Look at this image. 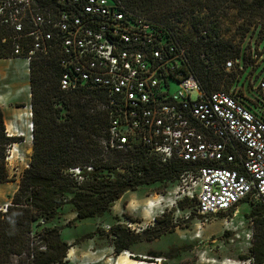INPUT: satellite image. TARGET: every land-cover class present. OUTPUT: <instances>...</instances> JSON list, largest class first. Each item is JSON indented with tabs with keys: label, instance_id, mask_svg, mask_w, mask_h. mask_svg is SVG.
I'll use <instances>...</instances> for the list:
<instances>
[{
	"label": "built area",
	"instance_id": "built-area-1",
	"mask_svg": "<svg viewBox=\"0 0 264 264\" xmlns=\"http://www.w3.org/2000/svg\"><path fill=\"white\" fill-rule=\"evenodd\" d=\"M0 24L15 33L12 59L22 60L29 75L33 62L46 56L63 69L61 90L83 87L100 94L109 121L108 149H140L163 164L188 167L174 191L149 201L159 215L150 224L127 219L122 225L128 230L141 234L166 212L181 213L184 202L195 204L205 222L237 216L247 201L264 206V117L235 97L237 89L207 94L201 81L184 71L186 49L173 45L162 30L131 17L118 0H5ZM233 66L227 62L226 70ZM255 91L264 113L263 80ZM25 110L24 136L32 143V105ZM252 236L251 230L247 237Z\"/></svg>",
	"mask_w": 264,
	"mask_h": 264
},
{
	"label": "trees",
	"instance_id": "trees-1",
	"mask_svg": "<svg viewBox=\"0 0 264 264\" xmlns=\"http://www.w3.org/2000/svg\"><path fill=\"white\" fill-rule=\"evenodd\" d=\"M118 1L131 17L149 22L162 30L173 45L186 49L184 71L197 77L207 94L222 90L232 93L237 89L235 97L250 111L264 117L258 111L260 98L253 87L264 79L256 82L248 79L242 89L246 80L245 50H236L232 41L222 37L216 23L223 15L236 12L239 19L251 22L249 28L243 25L241 35L245 39L254 23L251 19L264 14V0ZM178 5L196 6L191 17L194 34L181 32L171 16L162 14L165 8L169 10ZM15 36L11 28L0 24V59L14 58ZM229 61L234 64L231 71L226 70ZM62 73L59 62L46 56L38 57L31 66L33 154L7 213L0 212V264H63L71 246L62 240L60 230L46 226L35 231V224L38 227L41 221L51 222L68 204L75 208V221L101 218L127 193L171 179L179 181L188 169L180 162L163 164L157 156L140 149L128 152L108 149L104 143L109 121L101 109L103 98L97 91L83 87L61 90ZM241 75L243 79L237 88ZM6 131L4 112L0 108V184L15 181L8 171L7 153L10 146L22 141V138L10 137ZM76 169L80 175L72 172ZM248 203L243 204L248 206ZM184 204L188 202L181 203L180 208ZM252 204L249 210L254 228L251 257L254 264H261L264 262V206ZM165 217L157 219L156 226ZM150 230L135 234L122 225L112 227L114 254L120 256L136 243L152 242L164 235L163 231L150 235Z\"/></svg>",
	"mask_w": 264,
	"mask_h": 264
},
{
	"label": "rangeland",
	"instance_id": "rangeland-1",
	"mask_svg": "<svg viewBox=\"0 0 264 264\" xmlns=\"http://www.w3.org/2000/svg\"><path fill=\"white\" fill-rule=\"evenodd\" d=\"M4 4L5 0H0V6ZM194 8L196 6L178 5L169 10L165 8L162 11L165 13L162 14L171 16L172 22L181 32L194 34L191 18ZM251 20L254 23L245 39H242L241 35L243 25L249 28L251 22L239 19L236 12L231 11L216 22L222 37L232 41L236 50L239 48L242 52L245 50L247 67L242 89L245 88L248 79L255 82L264 79V14ZM28 74L22 61L0 59V108L4 112L6 132L12 138H22L21 142L14 143L8 149V171L15 181L0 184V207L11 205L26 170V164H30L33 154V142L31 143L28 136H24L26 130L20 128L17 122H20V116H24L25 109L32 103ZM242 79L243 75L238 80L237 88ZM22 86L27 88V95L21 93V96ZM177 184L176 179H171L153 186L141 187L136 192H129L101 218L75 221V208L68 204L59 211L54 220L47 224L41 221L40 226L34 225V230L38 231L46 226L60 230L62 240L71 246L63 264H132V261L135 264L155 263L156 260H160L161 264H254L251 257L254 228L249 215L254 202L248 203V206L242 204L237 216L233 213L223 214L209 218L207 222L196 215L195 204H184L180 208L181 213L177 214L175 210L171 213L168 211L163 215L166 217L159 226L151 227L150 235L157 231L164 232L160 239L134 244L130 251L124 252L128 253L130 258L123 255L124 253L120 256L114 254L111 228L121 226L127 219L150 224L159 213L154 207L149 206V201L153 200L155 194L167 195L174 191ZM251 230L253 236L249 239L247 235ZM93 234L94 236L90 237ZM152 254L165 256L153 257Z\"/></svg>",
	"mask_w": 264,
	"mask_h": 264
},
{
	"label": "crops",
	"instance_id": "crops-1",
	"mask_svg": "<svg viewBox=\"0 0 264 264\" xmlns=\"http://www.w3.org/2000/svg\"><path fill=\"white\" fill-rule=\"evenodd\" d=\"M11 60H16V59H11ZM20 61H22V60H20ZM22 62H23V61H22ZM23 63H24V62H23ZM24 67H25V69L27 70L25 63H24ZM28 76H29V74H28ZM25 112H26V110H25ZM24 114H25V113H24ZM23 117H24V116L21 115L20 118H19L20 122L17 121V122L19 123V125L15 122L20 128H22V127L24 128V118H23ZM15 119H16V116H15ZM24 129H25V128H24ZM126 264H127V263H126ZM132 264H133V261H132Z\"/></svg>",
	"mask_w": 264,
	"mask_h": 264
},
{
	"label": "bare ground",
	"instance_id": "bare-ground-1",
	"mask_svg": "<svg viewBox=\"0 0 264 264\" xmlns=\"http://www.w3.org/2000/svg\"><path fill=\"white\" fill-rule=\"evenodd\" d=\"M9 72V71H8ZM19 74H21V73H19ZM10 75V74H9ZM7 76V75H6ZM24 76V75H23ZM21 77V76H20ZM24 78V77H23ZM20 80L22 79V78H19ZM9 80V79H8ZM14 80H17L18 81V79H13V81ZM10 81V80H9ZM13 81H12V83H13ZM4 82H5V79H4ZM1 83V82H0ZM6 89V88H5ZM19 91V90H18ZM26 91H27V88H25V86H22V88H20V94L22 93V94H24V93H26ZM28 93V92H27ZM27 93H26V95H27ZM19 94V93H18ZM22 94H21V96H22ZM253 202V201H252ZM123 255H127V253H124ZM136 264V263H135Z\"/></svg>",
	"mask_w": 264,
	"mask_h": 264
}]
</instances>
